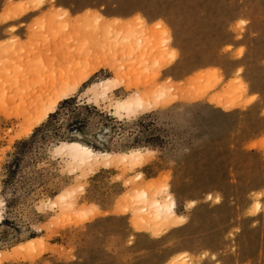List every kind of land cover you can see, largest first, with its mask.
Returning <instances> with one entry per match:
<instances>
[{"label":"rangeland","instance_id":"374dc122","mask_svg":"<svg viewBox=\"0 0 264 264\" xmlns=\"http://www.w3.org/2000/svg\"><path fill=\"white\" fill-rule=\"evenodd\" d=\"M146 189L175 219L137 221ZM0 204V264H264V0H0Z\"/></svg>","mask_w":264,"mask_h":264},{"label":"bare ground","instance_id":"6f19581e","mask_svg":"<svg viewBox=\"0 0 264 264\" xmlns=\"http://www.w3.org/2000/svg\"><path fill=\"white\" fill-rule=\"evenodd\" d=\"M137 27L138 28H134L132 31H125V35H123L122 38H124V41L122 42L124 45L122 47H124V50L122 51L123 55H128V54H134V53H142L141 54V58H145L147 55L145 54L146 51L149 52V50H151V48H148L145 44L147 40L146 38H141L147 35L146 31H144L143 25H144V21L142 20L141 17H137ZM118 22V21H117ZM139 29H141L142 31L139 32ZM139 32L140 34H142L143 36H138L136 43H135V37H131V34ZM145 42V43H144ZM128 44V45H127ZM147 47V48H146ZM140 58V59H141ZM139 60L133 61L132 64H137ZM131 68V67H129ZM131 70V69H129ZM100 88H101V92H99V96L102 99H109V89H110V82L109 81H100L97 84ZM49 92V91H48ZM51 93H46L44 92V95L41 94V97H38V99H36V101L38 100V102L40 101V105H36L40 106L37 107L38 109L36 110V115L34 116V120H32L31 122H33L31 124V127H34L36 125H38L39 123H41L48 115H50L51 113H53L56 110V106L58 103V100L61 97L60 92H57L56 94H52ZM50 94H52L53 96L50 97ZM49 95V96H48ZM45 96H48L45 98ZM147 97V96H146ZM147 98H145L144 96H133L130 98H127L125 100H121L117 102V107L127 111V112H133L136 109H140L143 108L144 105L148 102L146 100ZM35 101V102H36ZM37 104V102L35 103ZM233 107V106H232ZM32 130V128L28 129L27 134L30 133ZM62 150L66 151L69 153L70 157L73 159V161L76 163V165L81 166L83 168H86L88 170H92L93 169V163L99 162L102 160V158H106L107 160H111L112 159V155L109 153H101L99 151L93 150L92 148H90L87 145H84L82 143H80V141H69V142H63L62 143ZM142 155V152H140L139 150L136 151H132L129 154H125L122 156V161H125L126 163H132V162H137L140 160V157ZM121 160V159H120ZM86 166V167H85ZM104 166V165H103ZM118 169V168H117ZM121 168H119L120 170ZM126 172V171H125ZM123 174V173H122ZM71 195V194H70ZM70 195L63 194L62 196V201L65 202H69L70 199ZM134 202H141V206H140V210H138L136 214V219L139 223L141 224H146V226H148V229H154L157 226H161L167 222H171V220L175 219L174 217H176L175 214V201L174 199L170 198V197H166V198H157L156 196L152 195L149 190H145L143 192H140L139 194L137 193L136 197L133 200ZM55 206L59 207L60 204L58 203H54ZM1 206V204H0ZM129 210H131V207L128 208ZM181 219V217H180ZM1 220H2V216H1V208H0V224H1ZM183 220V219H182ZM28 242H32V240L28 241ZM181 262V263H180ZM177 264H187V260L182 259L181 261H179V263Z\"/></svg>","mask_w":264,"mask_h":264}]
</instances>
